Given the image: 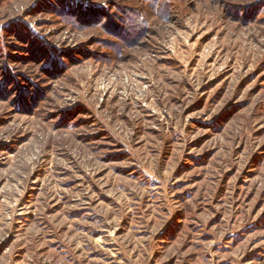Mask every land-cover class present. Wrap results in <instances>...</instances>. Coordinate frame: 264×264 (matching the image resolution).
<instances>
[{"label": "rangeland", "instance_id": "obj_1", "mask_svg": "<svg viewBox=\"0 0 264 264\" xmlns=\"http://www.w3.org/2000/svg\"><path fill=\"white\" fill-rule=\"evenodd\" d=\"M0 264H264V0H0Z\"/></svg>", "mask_w": 264, "mask_h": 264}, {"label": "trees", "instance_id": "obj_2", "mask_svg": "<svg viewBox=\"0 0 264 264\" xmlns=\"http://www.w3.org/2000/svg\"><path fill=\"white\" fill-rule=\"evenodd\" d=\"M152 7V6H151Z\"/></svg>", "mask_w": 264, "mask_h": 264}]
</instances>
